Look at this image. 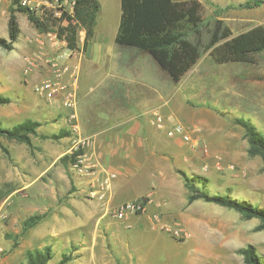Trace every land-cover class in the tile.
<instances>
[{
    "label": "rangeland",
    "instance_id": "obj_1",
    "mask_svg": "<svg viewBox=\"0 0 264 264\" xmlns=\"http://www.w3.org/2000/svg\"><path fill=\"white\" fill-rule=\"evenodd\" d=\"M100 1L102 9L91 43L94 70L91 76L82 77L85 84L93 87L94 92L85 96L83 87L87 85H82L80 90L82 99L87 100L100 93L104 68L115 66L116 62L122 66L132 65L135 61L133 50L146 54L141 57L148 56L150 61L145 65L156 62L147 51L116 42L121 0ZM200 1L207 24L203 32L205 40L200 61L179 82H175L160 65V72L155 74L166 91V106L159 110L165 113V116L162 115L164 120L168 121L169 126L182 122L190 131L199 129L193 135V138H199L195 147L180 137L182 145L174 155V172L177 180L182 179V184L184 180L179 169L190 175L198 174L208 178L206 189L210 193H228L233 198L264 208V159L248 153L249 142L245 129L236 121L237 118L250 120L264 133V53L258 55L255 63H217L208 48L210 30L217 23L229 26L233 34L264 25V5L252 8L243 6L249 0ZM11 2L0 0V37L5 39L9 38L8 10ZM52 10L43 2L38 3L36 9L38 14ZM18 17L21 34L17 48L7 50L0 45V94L10 97L8 103L0 104V124L11 127L32 118L40 121L42 130L49 135L55 132L53 127L61 126L58 133L67 124L70 128L71 124L69 113L63 110L61 97L47 100L34 90L36 82L52 74V65L47 59L49 54L36 55L40 51V40L46 45L51 42V38L36 29L26 13L19 12ZM84 40L85 31L82 30L78 46L83 52ZM79 50H73L75 53L72 54L79 56ZM146 57H143L144 62L147 61ZM30 59H33V67L29 75H26L25 69ZM70 64L73 66L79 63ZM35 73H38L37 77H34ZM125 107L144 117L138 106ZM162 132L167 135V129ZM32 139L37 142L33 147L0 135V189L12 190L0 203V264H26L28 246L44 248L45 241L40 237L45 229L41 231L43 224L33 228L35 233L31 230L19 237L23 220L26 215L34 212L59 207L47 199H30L29 190L18 191L16 194L21 185L25 186L39 174L42 173L40 180L44 183L52 176L53 169L46 171L41 162L54 159L49 148L56 147L55 144L61 139L39 135L32 136ZM204 143L208 146V152L202 148ZM57 148L64 152L68 146L61 144ZM34 154H39V159L37 156L34 158ZM68 166L82 183L81 186L86 187L87 192L89 190L82 196L86 203L84 207L95 209L91 199L96 196L90 195L89 181L81 177L71 163ZM86 181L88 185L85 183L84 186ZM147 185L145 176H139L133 182V191L142 193ZM177 188L175 198L157 210H160L163 222L171 228H183L186 234L176 235L163 230L147 216L143 217V221L157 232L145 234L147 242L144 244L142 239L139 240L138 245L145 246L134 250V264H248L240 250L249 244L254 245L264 258V229H258L261 223L258 218H246L234 209L203 199L188 203V189L185 185ZM158 233L160 237H157ZM16 238L19 239L17 246L14 245ZM131 252L130 249L129 257ZM127 259L130 261V258ZM58 261L59 258L54 256L48 264H57Z\"/></svg>",
    "mask_w": 264,
    "mask_h": 264
},
{
    "label": "crops",
    "instance_id": "obj_2",
    "mask_svg": "<svg viewBox=\"0 0 264 264\" xmlns=\"http://www.w3.org/2000/svg\"><path fill=\"white\" fill-rule=\"evenodd\" d=\"M17 43L18 41L15 43L16 48ZM91 45L84 52L81 49L77 51L79 56L74 54L68 60L60 59L59 62L69 65L79 63L78 121L83 134L90 137V142L84 149L85 157L102 172L106 170L115 176L109 184L103 185V175L101 181L81 175L89 182L96 181L95 188L98 191V195L91 199L96 208L84 207L86 203L82 196L89 190L87 192V188L81 186L82 183L73 175L72 168L61 161V157L70 152L73 143L71 135L61 138L55 144L56 147L49 148L54 159L41 162L46 171L53 169L49 180L41 182V173L25 186L21 185L16 194L18 191L29 190L30 199H47L59 205L51 210L47 208L44 211L47 213L46 217L33 227L43 224L41 231L45 229L40 237L45 241V246L52 247L53 254L59 261L64 254H68L71 258L65 264H134V250L145 246L138 245L139 240L142 239L144 244L147 242L145 234L157 231L143 221V217L150 218L149 215L131 213L121 219L115 217L113 209L130 199L150 193L152 188L155 202L151 211L164 207L175 198L177 187L184 185L182 179L177 180L174 172V155L181 148L182 141L180 136H165L162 130L166 128L158 126L156 122L155 112L165 116V113L159 112L167 103L165 86L155 76L156 72H160L158 62L145 65L150 60L148 56H143L147 59L144 62L140 55L146 54L139 50L132 52L135 60L132 65L122 66L116 62L115 66L104 68L100 93L90 100L82 99L80 90L82 85H87L82 77L91 76L95 65ZM43 47L50 58H59L61 47L54 46L51 42ZM69 76L66 73L64 78L69 80ZM89 85L83 87L85 96L94 92ZM125 105L138 106L144 117L129 111ZM63 110L67 113L70 111L64 106ZM165 124L169 126L168 121ZM42 126L39 133H48L42 130ZM60 127H53L55 132L52 134L57 133ZM61 144L68 146L64 152L57 148ZM33 156L38 159L40 157L39 154ZM139 176H145L148 181L147 188L142 193L133 191V182ZM88 181L84 182V186L85 183L88 185ZM21 196L23 197L22 192ZM33 228L28 231L35 233ZM158 235L159 233L157 237H160ZM130 249L132 252L129 257Z\"/></svg>",
    "mask_w": 264,
    "mask_h": 264
},
{
    "label": "trees",
    "instance_id": "obj_3",
    "mask_svg": "<svg viewBox=\"0 0 264 264\" xmlns=\"http://www.w3.org/2000/svg\"><path fill=\"white\" fill-rule=\"evenodd\" d=\"M23 0H12L8 14V39L0 37V45L12 50L21 34L18 13H26L31 24L41 33H56L64 39L72 50H79L80 32L85 31L83 49L86 51L92 43L98 17L102 9L100 0H75L72 10H66L59 17L54 11L38 14ZM264 5V0H249L243 6L252 8ZM207 24L203 18V5L200 0H121V17L116 35V42L147 51L168 72L175 82L181 81L187 73L200 61L204 30ZM208 48L210 55L217 63L232 61L255 63L259 54L264 53V25H256L238 34H233L227 25H214L210 30ZM10 101V97L0 94V104ZM237 123L245 129L249 142L248 153L251 156H261L264 159V133L258 130L250 120L237 118ZM42 123L28 118L11 127L0 124V135L9 139L27 143L33 147L32 136L61 139L71 136L72 131L63 127L60 132L49 134L39 133ZM84 153H66L61 161L68 165L74 163L76 156ZM184 185L188 189L187 201L193 203L203 199L230 209H234L246 218H258L261 223L258 229H264V208L252 203L233 198L228 193H210L206 187L208 178L202 175H190L179 169ZM12 190L0 189V203ZM46 212L33 213L26 217L22 224V234L35 227L45 218ZM19 244L16 238L14 245ZM240 252L248 264H264V258L259 255L254 245L249 244ZM26 264H48L54 257L50 245L44 248L27 249ZM71 258L64 254L58 264H65ZM119 261V260H118ZM121 264V263H120Z\"/></svg>",
    "mask_w": 264,
    "mask_h": 264
},
{
    "label": "built area",
    "instance_id": "obj_4",
    "mask_svg": "<svg viewBox=\"0 0 264 264\" xmlns=\"http://www.w3.org/2000/svg\"><path fill=\"white\" fill-rule=\"evenodd\" d=\"M45 3L49 7L53 8L54 14L56 16H61L64 11L72 10L75 0H23L24 5H29L33 9H37L38 3ZM50 36L51 44L54 46H63L59 53V58H50L48 57L49 63L52 65V74L51 76L44 77L34 84L35 92L46 98L47 100L57 99L61 97L62 104L65 108L69 109V119H70V129L72 131L73 143L71 146V153L78 152L80 150H84L85 147L90 142V137H87L83 134L80 123L78 121V113H77V85L79 82V64L69 65L67 63L62 64L59 60H68L74 53L72 49H70L67 45L66 40L60 39L56 33L49 32L45 33ZM64 41L66 43H64ZM45 43L40 40L39 47L40 51L36 53L37 56L43 55ZM33 67V59L29 60V65L25 69L26 75L32 71ZM69 73V80L64 78V75ZM156 122L158 126L167 129V135L170 137L180 136L184 140L191 142L192 146H196L198 144L199 138H193L195 132L199 131V129L188 130L186 126L182 122H178L176 124H172L171 126H166V122L164 117L155 112ZM202 148L205 152H208V146L204 143L202 144ZM72 166L83 176H91L93 178H98L96 181H101L103 175L102 184L107 185L110 183L112 177L115 176L114 173L108 172L104 170L103 172L97 168V166L92 165L85 157L84 153H79L76 156V160L72 163ZM96 181H90L89 185L92 187L90 190L91 196H97L98 191L96 187ZM155 198L153 194L150 192L148 194L135 197L129 201L124 202L119 205L115 209H113V213L117 218H126L129 214H145L149 215L150 219L157 223L160 228L163 230L171 231L176 235L186 234L183 228H171L166 222H163L161 217L160 210L151 211L150 208L154 204ZM5 216V215H4Z\"/></svg>",
    "mask_w": 264,
    "mask_h": 264
}]
</instances>
